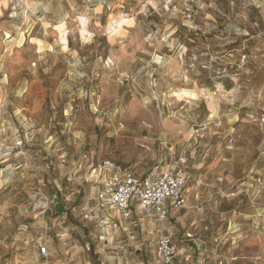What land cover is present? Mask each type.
I'll return each instance as SVG.
<instances>
[{"label": "clouds", "instance_id": "obj_1", "mask_svg": "<svg viewBox=\"0 0 264 264\" xmlns=\"http://www.w3.org/2000/svg\"><path fill=\"white\" fill-rule=\"evenodd\" d=\"M0 264H264V0H0Z\"/></svg>", "mask_w": 264, "mask_h": 264}]
</instances>
